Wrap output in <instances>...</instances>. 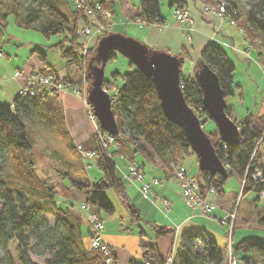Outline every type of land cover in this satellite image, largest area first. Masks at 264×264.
I'll list each match as a JSON object with an SVG mask.
<instances>
[{"label":"trees","instance_id":"obj_1","mask_svg":"<svg viewBox=\"0 0 264 264\" xmlns=\"http://www.w3.org/2000/svg\"><path fill=\"white\" fill-rule=\"evenodd\" d=\"M88 1L100 2L102 8L114 12V0ZM136 1L133 17H138L147 24L165 22V16L160 10L161 0ZM2 2L7 4V10L0 12V20L12 13L16 17V24L21 27L36 28L45 37L60 34L61 37L53 46L59 48L67 62L74 63L79 70L84 68L83 78L87 81L88 93L92 78L86 66L91 68L93 65H100L95 56L97 43L113 31L97 36L95 46L90 47L87 55L82 54L78 32L85 16L83 7H76L72 0H0V4ZM224 4L225 17L229 15L237 26L243 27L245 36L251 37L254 33L264 41V0H248V8L240 18L237 7L231 0ZM169 6L187 8L183 0H171ZM5 23L4 21L2 25ZM36 49L43 61V66L37 71L56 73L54 65L46 59V51L38 47ZM115 51L116 48L108 53L107 60L116 56ZM199 52L193 74L181 73L180 84L183 85L182 95L188 106L192 107L200 120L207 121L209 116L202 104V91L196 82L198 69L204 64L215 72L225 96L232 95L234 86L239 84L234 85V64L229 61L220 42L208 41ZM186 54L183 49L175 55L182 63ZM128 62L133 64L130 59ZM110 77L111 79L103 78V84L114 79L121 81L117 83L111 105L118 131L114 138L118 144L116 150L102 148L95 132L81 142L83 148L96 153L94 164L97 170L92 175L93 178L84 170L85 165L81 164L76 142L66 128L58 91L43 90L38 95L17 92L10 102L0 101V264H39L30 257L29 252L42 256L44 264H106L102 251L89 247V241L85 240L87 231L82 229L80 214L57 205L56 182L38 174L33 156L31 128L25 124L24 115L37 114L43 123L54 130L56 137L64 144L66 153L74 155L75 161H68L69 168L64 173L70 178V186L83 191L85 200L94 205L98 215L99 210L107 213L114 211V206L105 193L107 187H112L127 200L122 177L116 172L115 155L121 149L127 151L128 141L146 156H159L165 152L182 157L191 153L195 155L183 128L165 117L151 75L135 67L131 71L114 70ZM62 79L77 83L81 81L79 78L72 80L68 75L62 76ZM228 109L225 108L226 114ZM237 125L238 137L232 142L222 139L215 125L211 131H206L225 172L211 174L208 170L196 167L197 174L193 181L204 196L209 188L218 194L223 193L227 177L233 174L240 176L243 178L241 193L252 189L257 194L252 199L255 220L264 225V204L256 205L259 191L264 190V161L260 156V148L264 149V112L245 113ZM257 168L261 169V178L254 181L250 175ZM127 205L132 221L141 219L138 208L129 201ZM44 212L55 215V221L50 223L43 216ZM150 226L155 237L169 234L172 239L173 228L153 222ZM143 232L141 228L139 234ZM140 248L143 260L132 258L128 264H164V255L160 253L156 241L142 243ZM222 252V247L215 243L213 235L207 229L184 227L178 232L170 264H220L223 260ZM111 253L116 264L115 254L113 251ZM233 253L246 263L251 261L264 264V242L254 237L240 239L233 246Z\"/></svg>","mask_w":264,"mask_h":264},{"label":"rangeland","instance_id":"obj_2","mask_svg":"<svg viewBox=\"0 0 264 264\" xmlns=\"http://www.w3.org/2000/svg\"><path fill=\"white\" fill-rule=\"evenodd\" d=\"M9 1L11 0H7V2ZM170 1L171 0H161L160 3V10L166 15V23L159 24L153 22L152 25L156 24L163 26L165 24L168 27H172L168 28V31H166L169 35H172L171 37L169 36L170 43L168 44V47L172 51L167 50L168 52L176 54L175 51L179 50L181 45H187L188 49L186 47L181 49L182 51L184 49L187 54L183 58L180 74H193L200 53L196 52V50L205 40L204 35L208 36L209 34L212 37V40L220 39L223 41L220 43L226 51L229 61H232L234 64L232 77L234 85L239 84V86H234L235 88L232 95L225 96V101L228 103L232 102L235 105L237 112L241 115H245V113L262 114L264 112V41L262 38L254 33H252L251 37H248L247 35L245 36V29L240 25L237 26L235 20L233 24L230 23L231 18H229V15L225 17V20L220 21L219 18L213 16L214 14L211 11L204 12L202 10L203 4L213 3L217 0H196L195 6L193 7L194 10L192 11L194 20L192 25H194L193 29L190 30L186 26L187 24L185 25L183 22H180L175 18L173 19L172 10L168 7ZM188 1L190 2L194 0ZM218 1L227 2V0ZM231 1L236 5L239 13L238 16L240 18L242 16L241 14H243L248 8V0ZM114 2H116L114 4V6L116 5V10L114 7V12L108 8H102L100 5L98 9L92 10L93 16L90 17V19H88L86 15L83 17V22L80 25L90 26L91 30H95L97 27L98 29L101 28V32H98V34L94 33L97 30L85 34L82 32V26L79 28L78 42L83 54L87 55L90 47H93V45L95 46L97 36L107 32L115 31L134 37L135 39H142L144 27L139 28L135 25L137 23L132 21L133 18H135V16L133 17L134 12L127 4V2L133 4L136 0H115ZM72 3L76 4L74 0H72ZM6 6L7 4L2 2V4H0V12L6 11ZM128 8L129 11H127ZM199 9H201L203 14H206V17H210L211 20L206 23L205 21L198 19L196 16L200 15L198 11ZM117 13L120 15L119 18L121 19L119 25L116 24L118 20ZM15 18L14 14L9 13L0 20V97L7 98L10 101L17 92L20 93L19 89L25 85L24 79L26 77L18 79L17 75L15 76L16 72L18 74H24L31 69L37 70L41 64L43 65V61L39 57L40 52L37 49L35 50V48L38 47L44 49L46 51V59H48L56 69L70 68L74 74L73 79H81L79 83L76 82L79 85L78 88L81 89L80 94H75L70 90H67L65 93H60V101H62L63 120L66 128L73 139L77 141L75 142L79 143L83 148L81 141L83 142V140L91 136L95 130V122L88 116V108L91 109V106L88 104V101L85 100L87 96V81L83 78L85 73L84 68L82 67L79 70L74 63L67 62L66 58L61 55L59 48L53 46V44L61 37L60 34L45 37L36 28L21 27L17 25ZM135 20L141 22L137 19ZM4 21L6 23L5 25H2ZM239 21L240 20H238V23ZM200 22H203V24L205 23L208 28L200 24ZM204 32L207 34H204ZM163 42L167 43L166 39H164ZM147 43L152 46L157 42L149 41L148 39ZM159 48L161 47H155V49ZM152 50L153 49H150V51ZM115 52L116 56L111 60H107L103 66L104 79H111L110 74L114 70L120 72L131 71L136 67L135 64H129L126 55L118 50ZM86 67L87 72L90 73V67H88V65ZM117 83L119 84L121 81L114 79L112 82L102 85V87L106 88L112 100H114L113 98L116 94ZM225 108H229L227 104ZM228 114L230 118L235 121L236 125L238 120L244 117L243 115L239 119H235L234 116L230 114V108L228 109ZM23 118L25 124L31 128V135L34 141L33 156L35 158V165L38 174L40 176L49 177L56 182L57 193L55 198L57 205L63 208H69L71 211H76L80 214L83 220L82 229L87 231L85 227L87 220L84 217V211L79 208L82 201H86L83 191L77 187L70 186V178L64 173L65 170L69 168L67 166L69 163L68 161H75L74 155L66 153L64 144L56 137L54 130L43 123L37 114L24 115ZM201 120V126L205 131H211L213 129L214 123L210 118H208L207 121H205V119ZM117 144L118 143L111 142L107 144L108 146H104L103 144H101V146L107 150H111V148H113L112 150H116ZM260 151L261 160L264 161V149L260 148ZM126 152V149H121L117 154H127L126 156H129ZM172 154L173 153H171L170 158L167 159L168 162L173 159L177 163L184 164L183 160H185V164L188 163V159L186 160L184 156L182 157ZM116 155V172L122 177L127 200L112 187H107L105 193L114 206V211L107 213L104 210H99L100 217L104 220L101 237L106 242L110 243L115 250L116 264H128L129 260L132 258L137 261H142L140 244L152 241H156L162 255L167 252L164 255V258L166 259L167 255L171 254L173 251L172 247L174 248V245H176L177 230H179L177 227L178 224L183 227L191 224L193 226L197 225V227L207 228L210 232L214 233L219 238H222V240L225 239L227 243V231L229 225L228 223H222L219 220V217L223 216L225 211H235V225L231 234V236L233 235L234 240L236 239L235 237H239L240 235H250V237H254L259 241L264 242V225L255 220V213L252 207V205L254 206L252 199H254L257 194L252 189H248L244 194L241 193L240 188L241 183H243V178L240 176L236 174L228 176L223 187V189L228 192H237L236 194L230 193L233 196V202L230 208L226 207L228 209L224 211L219 207L220 201H218V199L220 200V198H218L219 194L216 191L215 196H210L209 198L216 202L218 207L212 214H202L198 210L192 211L184 202L182 195L179 196L181 192L173 171L171 172L175 181L173 178L168 181L169 187L171 188L168 191V196L171 199L172 206L167 208L161 199L156 198L151 192L147 193L148 197H144L140 192V188L144 184L143 182H149L150 179L155 176L150 178L144 177V180H138L128 171V166L133 162H136L133 160V157H128L127 162L125 161L124 164L120 157ZM94 159L95 157H89L86 161L90 166H84V163H81L84 166V170H87L92 178V175L97 170V167L94 164ZM155 178L157 179V182L160 183L159 179L157 177ZM149 189V191H151L152 187ZM203 197L206 196L204 195ZM150 198H154L155 202H152ZM257 198L256 205H263L264 199L260 198L259 194ZM128 201L139 209V216H141V219L132 221V216L129 214L128 210ZM92 206L94 207V205ZM187 214H189V219H186L182 225V221L180 222L179 220ZM214 214H217L216 217L213 216ZM43 216H45L50 223L55 221V215L44 212ZM153 220H155L157 225L163 224L172 227L174 230L172 233V239L169 234L155 237L154 230L150 226V223H152ZM141 228L144 230V233L139 234ZM84 237L88 242V236L86 235ZM169 243L171 246H169V250L167 251ZM29 253L34 261L39 264H44L42 262V256L32 252Z\"/></svg>","mask_w":264,"mask_h":264},{"label":"water","instance_id":"obj_3","mask_svg":"<svg viewBox=\"0 0 264 264\" xmlns=\"http://www.w3.org/2000/svg\"><path fill=\"white\" fill-rule=\"evenodd\" d=\"M115 48L132 60L136 67L152 76L163 113L185 131L190 148L195 153L197 167L200 170H208L211 174L224 173V166L216 155L211 138L201 126L202 120L196 116L182 95L180 58L167 50L150 51L144 43L122 33L111 32L99 40L95 56L99 59L100 65H93L90 68L92 80L86 100L100 128L112 135L118 132L111 108V96L102 88L103 66L108 53ZM196 82L202 91V104L217 127L219 136L227 142L234 141L238 137V125L225 113V95L215 72L203 64L198 69Z\"/></svg>","mask_w":264,"mask_h":264},{"label":"built area","instance_id":"obj_4","mask_svg":"<svg viewBox=\"0 0 264 264\" xmlns=\"http://www.w3.org/2000/svg\"><path fill=\"white\" fill-rule=\"evenodd\" d=\"M77 6L83 7V14H85L88 19L93 16L92 10L98 9L100 7V2H89L88 0L82 1V0H74ZM225 2L222 1H216L213 3H206L203 4L202 10L204 12L211 11L217 18L220 19V21L225 20ZM91 14V15H90ZM172 16L173 19L183 22L188 29H192V23L194 22L193 17L190 13V10L188 8H179L177 6H174L172 9ZM230 23H234L232 19H230ZM82 26V25H81ZM80 26V27H81ZM83 33L88 34L91 31H95L94 33L98 34V32H101V28L98 29V27L95 30H91V27L83 25ZM81 51V50H80ZM83 54V52L81 51ZM1 55V50H0ZM24 84L20 89L19 92L23 95L31 94V95H38L43 90H49L54 89L58 91L59 93H65L67 90H70L72 93L80 94L81 89L78 88V84L76 82H68L65 79H62V76L58 75L57 73L48 71V72H35L27 75V77L24 79ZM181 85V84H180ZM182 86V85H181ZM106 90L105 87H102ZM107 91V90H106ZM86 100V98H85ZM88 116L91 118L92 121L95 122V132L98 141L103 144L104 146L108 143H113L115 141L114 135L108 133L107 131H103L98 121L96 120V117L93 113V111L88 108ZM115 145V144H110ZM108 146V145H107ZM76 150L80 154L82 163L86 166H90V164L86 163V161L89 159V157H95L96 153H94L90 149H83L79 143H76ZM168 167L170 171H173V174H175L176 182L180 188V192L182 195V198L184 202L191 208L192 211L198 210L202 214H212L218 207V204L214 202L211 198L203 197L200 192L197 190L196 182L193 181L191 178H189L187 174V170L185 169V166L183 163H177L175 160L171 159L168 163ZM128 171L131 173L132 176H135L138 180H144L145 172H143L141 166L139 163L133 162L128 166ZM251 178L254 181H257V179L261 178V169L257 168L255 169L252 174L250 175ZM144 184L140 188L141 194H143L144 197H148V192H150L149 188L153 184H159L157 182V179L155 177H152L150 181L143 182ZM209 196L213 197L216 194V191H214L212 188L208 189ZM259 197L264 199V190L259 191ZM150 200L152 202H155L154 198ZM212 200V201H211ZM161 201L166 205V207H169L168 201L165 198H161ZM79 208L84 211V217L87 220V223L85 224V227L87 229V236L89 240V247L95 248L98 250H101L104 255V260L106 264H115V261L113 260L111 249L109 245L102 239L101 237V230L103 229L104 221L102 217H100L96 212L94 211V207L86 200L82 201V203L79 205ZM217 214H214L213 216L216 217ZM235 217V211H225L224 215L219 217L220 222L222 223H228L229 228L227 231V246L225 249V255L226 260L225 264H258L257 262H244L236 256V254L233 253V244H231V234L234 226V218ZM178 231V230H177ZM172 261L171 254L167 255V258L164 261V264H170Z\"/></svg>","mask_w":264,"mask_h":264},{"label":"crops","instance_id":"obj_5","mask_svg":"<svg viewBox=\"0 0 264 264\" xmlns=\"http://www.w3.org/2000/svg\"><path fill=\"white\" fill-rule=\"evenodd\" d=\"M98 1V0H97ZM115 1V0H114ZM183 2H184V4H185V6L190 10V13H191V15H192V17H193V7L195 6V3H196V0H194V1H188V0H183ZM116 3V2H115ZM136 3H137V1L135 2V3H133V4H129V2H127V4L130 6L129 8L130 9H132L133 10V12H135V5H136ZM168 7H170L171 9L174 7V6H168ZM129 8H128V10L127 11H129ZM115 10H116V5H115ZM199 11V16L197 15L196 17L198 18V19H200V20H202V21H205L206 23L208 22V21H210L211 19H210V17H206V14H203L202 13V11H201V9H199L198 10ZM117 12V11H116ZM161 13H162V11H161ZM162 15L163 16H165V19H166V15L164 14V13H162ZM213 15V14H212ZM119 14L117 13V18H118V20H117V25H119L120 23V21H121V19L119 18ZM213 16H215V15H213ZM132 21H134V22H136L137 24H135V25H137L139 28H143L144 30H143V35H142V39L141 40H139V39H137L139 42H142V43H144L145 45H147V47L148 48H150V49H153V50H168V51H172V50H170V48L168 47V44L170 43L169 42V36L171 37L172 35H169L166 31H168L167 29L168 28H172V27H168V26H166L165 24L163 25V26H159V25H156V24H146L145 22H137L136 20H135V18H133V20ZM165 21V20H164ZM165 23H166V21H165ZM200 24H202L203 26H206L207 27V25H205V23L203 24V22H200ZM208 28V27H207ZM115 32V31H114ZM119 33V32H118ZM204 34H207L206 32H204ZM125 35V34H124ZM204 38H205V40L198 46V48H197V50H196V52H199L200 51V49L206 44V43H208V41H210V40H212L211 38V36L208 34V36L207 35H204ZM149 39V41L151 40V41H155V42H157V43H154L152 46L151 45H149L148 43H147V40ZM164 39H166V42L167 43H165V42H163L164 41ZM214 40H216V41H220V42H223V41H221L220 39H214ZM213 41V40H212ZM165 43V44H164ZM161 47V48H159V49H155V47ZM183 47H186L187 49H188V47H187V45H181V47H180V49L179 50H176L175 52L177 53V52H179ZM163 48V49H162ZM187 49H186V51H187ZM43 65L41 64V66H39L38 68H37V70L39 69V68H41ZM37 70H34V69H31V70H28V71H26V73H24V74H18L17 72H16V74H15V76L17 75V77H18V79H23V78H25V77H27V75H29V74H31V73H35V72H37ZM68 70V71H67ZM55 71H56V73L58 74V75H60V76H65V75H68V77L70 78L71 77V79L72 80H74L73 79V73H72V70L70 69V68H63V69H56L55 68ZM20 73V72H19ZM17 94V93H16ZM15 94V95H16ZM14 95V96H15ZM13 96V97H14ZM12 97V98H13ZM12 100V99H11ZM10 100V101H11ZM0 101H2V102H4V103H6V102H10L9 101V99H7V98H1L0 97ZM84 103V102H83ZM225 104H227V106L230 108V114L232 115V116H234V118L235 119H239L240 117H242L243 115H241V114H239L238 112H237V110H236V108H235V105L232 103V102H230V103H228V102H226L225 101ZM247 110V109H246ZM90 137V136H89ZM88 137V138H89ZM87 138V139H88ZM74 140V139H73ZM86 140V139H85ZM74 141H76V140H74ZM84 141V140H83ZM77 142V141H76ZM82 142V141H81ZM135 147V145L132 143V142H127V152L126 153H128V155L129 156H126V155H124L123 153V155H120V154H117L116 156H118V157H120V159L122 160V162L124 163L125 161L127 162V159H128V157H133V160L134 161H136V162H140V166H141V168H142V170H143V172H145V177L146 178H150V177H152V176H155V177H157L158 179H159V181H160V183L159 184H153L151 187H152V189H151V193L156 197V198H165L167 201H168V204H169V207H171L172 206V203H171V199L169 198V196H168V191H169V189H171L170 187H169V182L168 181H170V179L171 178H173V175H172V172L169 170V168H168V166H167V159L168 158H170V156H171V152H165V153H163V154H161V155H155V154H151V155H148V156H146V155H143V153L139 150V149H136V148H134ZM262 150V149H261ZM193 156H195L193 153H191V154H187V155H185L184 156V158L188 161V163L187 164H185L186 162H185V160H183L184 161V166H185V169L187 170V174H188V176H189V178H191L192 180H193V178L195 179V177H196V174H197V170H196V167H197V162H196V160L197 159H195V157H193ZM190 161V162H189ZM125 164V163H124ZM173 180H174V178H173ZM175 181V180H174ZM233 194V193H237V192H234V191H232V192H228L227 190H224V192L223 193H220L218 196V198H220V200L218 199V201H220V203H219V207L220 208H222L224 211L226 210V209H228V208H226V207H229L230 208V206H231V204H232V195L231 194ZM179 196H181V194H179ZM205 196L206 197H210L209 196V193L207 192V193H205ZM83 200V199H82ZM168 207V208H169ZM252 207H253V209H254V206L252 205ZM139 210V209H138ZM99 216H100V214H99ZM103 219V218H102ZM186 219H189V214H187V215H185L184 217H182V219L181 220H179L180 222H181V224L183 225V223L185 222V220ZM104 221V220H103ZM153 223H155L156 224V222H155V220H153ZM190 224V223H189ZM163 225V224H162ZM234 225H235V223H234ZM167 226V225H166ZM195 226H197V225H195ZM195 226H193V225H188V226H184V227H195ZM177 227L179 228V230H178V232L180 231V229H182V228H184L183 226H181V225H177ZM172 228V227H171ZM207 229V228H206ZM205 229V230H206ZM233 229H234V226H233ZM208 230V229H207ZM208 232L210 233V234H212L213 235V237H214V239H215V243L216 244H218L220 247H222V250H223V252H222V255H223V260H222V262L220 263V264H225V260H226V255H225V249H226V240L225 239H223L222 240V238H219L218 236H216L214 233H212V232H210L209 230H208ZM144 233V232H143ZM250 236V235H249ZM249 236H246V235H240L239 237H235L236 239L234 240V238H233V235H232V237H231V244H233V245H235V244H237V242H239V240L240 239H242V238H244V237H249ZM177 240H178V233H177V238H176V241H175V244H176V242H177ZM105 241V240H104ZM106 242V241H105ZM170 242H171V240H170ZM108 245H109V247H110V249H112V251L114 252V254H115V259H116V253H115V250L113 249V247L111 246V244L110 243H108V242H106ZM141 245V244H140ZM169 246H171L170 245V243H169V245L167 246L168 248H167V251L169 250ZM175 246V245H174ZM172 250H174V248L172 247ZM170 252V251H169ZM173 252V251H172ZM172 252H171V254H172ZM167 253V252H166ZM165 253V254H166ZM164 254V255H165ZM131 260V259H130ZM129 260V261H130ZM207 264H211V263H207Z\"/></svg>","mask_w":264,"mask_h":264},{"label":"bare ground","instance_id":"obj_6","mask_svg":"<svg viewBox=\"0 0 264 264\" xmlns=\"http://www.w3.org/2000/svg\"><path fill=\"white\" fill-rule=\"evenodd\" d=\"M135 19H137V20H139V21H141L142 22V20L140 19V18H138V17H135ZM194 25V24H193ZM193 25H192V29H193ZM188 32H190V31H188ZM118 33V32H117ZM121 34V33H120ZM218 43L220 42V41H217ZM149 50H150V48H148Z\"/></svg>","mask_w":264,"mask_h":264}]
</instances>
